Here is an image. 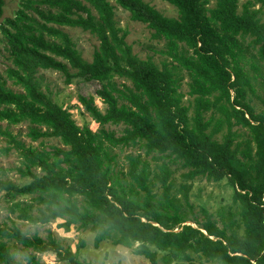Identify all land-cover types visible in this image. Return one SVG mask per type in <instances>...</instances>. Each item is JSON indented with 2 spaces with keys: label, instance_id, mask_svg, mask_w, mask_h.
<instances>
[{
  "label": "trees",
  "instance_id": "obj_1",
  "mask_svg": "<svg viewBox=\"0 0 264 264\" xmlns=\"http://www.w3.org/2000/svg\"><path fill=\"white\" fill-rule=\"evenodd\" d=\"M114 1L164 40L162 51L170 60L159 65L134 53L110 0H21L0 24L12 63L6 77L0 76V120H26L32 140L58 137L62 143L25 144L0 127L22 156L17 171L30 177L23 183L0 178L8 211L31 223L63 218L58 225L65 230L74 224L89 228L95 246L107 238L123 246L138 242L134 252L152 264L159 260L157 249L169 251L161 255L166 264L175 256L196 264L189 251L216 264H264V109L256 110L252 102L258 74L264 84L254 60L264 58V0H246L240 9L238 0H166L176 7V16L146 0ZM3 4L0 0V14ZM62 26L96 35L99 44L91 59L81 55ZM247 37L250 46L244 44ZM38 68L61 71L66 82L97 81L95 93L105 109L92 93L79 94V101L99 123L123 124L122 133L77 124L41 88ZM182 69L189 77L188 102L181 90ZM114 77L130 84L118 86ZM6 78L22 90L7 86ZM135 144L164 158L154 175L161 193L153 191L149 161L140 154H126V178L115 169L109 148ZM168 163L186 169L185 179L225 177L237 209H220L218 217L206 208L200 216L188 215L171 194ZM180 187L187 202L188 185ZM26 195L29 200L22 198ZM6 239L23 247L30 264H42L35 252L43 251L69 264H90L51 230L44 237L28 234L14 220L0 222V264H22Z\"/></svg>",
  "mask_w": 264,
  "mask_h": 264
},
{
  "label": "rangeland",
  "instance_id": "obj_2",
  "mask_svg": "<svg viewBox=\"0 0 264 264\" xmlns=\"http://www.w3.org/2000/svg\"><path fill=\"white\" fill-rule=\"evenodd\" d=\"M21 0H4L3 11L0 14V24L3 23L4 18L7 16H13L15 10L19 7ZM114 4V17L118 26L122 30L126 31L125 40L131 45L132 50L139 57L146 58L151 57L157 64L161 65L164 60H170V57L162 50L164 49V40L157 39L151 35L152 29L148 27L144 22L133 20L128 10L122 8L114 0H110ZM154 5L158 10L167 15L176 16L177 9L174 5L166 0H146ZM246 0H238V7L240 9L242 3ZM255 1V0H253ZM213 1L209 3L212 5ZM259 2H254V6H259ZM95 12V11H94ZM63 30L69 33L72 37L75 46L80 51L81 55L86 59H91L94 48L99 44V40L95 34L89 30L82 29L76 26H62ZM251 37H247L244 40V44L250 46L249 40ZM250 50L255 52V48L250 47ZM249 54V52H247ZM260 64V71L264 74V58H255ZM12 63L8 58V51L6 49V38L3 37L0 31V76L6 77V68ZM183 79L181 81V90L184 93V101L188 102L192 96L187 93L189 77L184 69L181 70ZM41 88L48 92L53 100L63 107L67 108L76 123L80 126L87 125L93 131L99 130L104 127L108 130H113L116 135L122 133L123 124L104 123L101 124L95 120L91 114L84 108V105L79 101V94L92 93L95 98L96 105L104 110L106 104L96 95L95 90L99 87V83L94 80L84 81L74 78L71 82L65 81V76L61 71L51 68H38L35 72ZM263 79L261 74L257 75V81L255 82L256 95L253 96L252 102L256 110L264 109V84L260 81ZM114 81L118 86L122 85V82L130 84L129 80L114 77ZM6 85L10 86L14 90H22V88L13 83L10 78H6ZM209 112H207L208 114ZM0 127L7 128L16 139L24 142L25 144L45 145L50 147L51 145H62L58 137H40L37 140H32L28 131V121H20L18 123H8L6 120H0ZM239 126H234L238 128ZM242 130V129H240ZM225 129H222L221 133ZM112 154H115L114 166L117 172L126 178L124 172L128 168V160L126 154H140L146 158L150 164L149 179L152 181V189L157 194L161 193V183L155 178V173L159 171L157 162H161L164 158H155L156 153L147 154L143 147L139 144L127 145V146H112L109 148ZM171 167L172 173L170 180L173 182L171 194L175 195L182 202L183 207L187 210L188 215L197 214L201 215V209L206 208L213 212L215 217H218V210H234L237 209V203L232 201L233 189L224 177L220 180H209L203 176H197L192 179H185L182 172L186 169L181 168L175 163H168ZM22 165V156L19 150L15 147V142L10 140L6 135L0 134V178L10 179L16 183H23L30 179L29 176L21 175L16 167ZM35 171L40 172L38 168ZM128 179V178H127ZM129 180V179H128ZM185 182L188 185L187 188V202L182 196L181 184ZM23 199L29 200V196H23ZM10 200L8 195L3 189H0V222L6 221L11 223L14 220L22 229L26 230L28 234L37 232L41 236H46L49 230L53 235L64 245L68 246L71 250L77 251L78 256L81 259L88 260L90 264H152L151 261L141 254L134 252L138 242H134L131 246H123L116 244L111 238L102 240L98 246L94 244L95 232L89 228H81L76 224L71 225L69 230H65L58 225L63 218H56L46 223H31L21 219H18L14 213H10L7 209ZM189 222V221H187ZM14 255L19 259L22 264H30L24 257L23 247L12 239H6ZM154 248L153 246H151ZM32 251V250H31ZM35 252V251H32ZM169 253L168 250L157 249L159 260L157 264H166L161 255ZM37 258L42 264H69L66 260L58 259L53 251L35 252ZM193 261L196 264H216L214 261L208 260L199 254L189 251ZM170 264H191L189 261L182 259L179 256L173 257Z\"/></svg>",
  "mask_w": 264,
  "mask_h": 264
},
{
  "label": "water",
  "instance_id": "obj_3",
  "mask_svg": "<svg viewBox=\"0 0 264 264\" xmlns=\"http://www.w3.org/2000/svg\"><path fill=\"white\" fill-rule=\"evenodd\" d=\"M187 223H189V222H187Z\"/></svg>",
  "mask_w": 264,
  "mask_h": 264
}]
</instances>
